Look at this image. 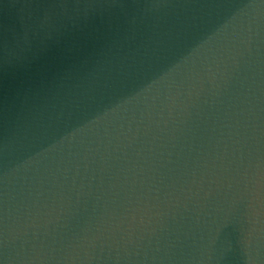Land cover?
<instances>
[{"label": "water", "instance_id": "1", "mask_svg": "<svg viewBox=\"0 0 264 264\" xmlns=\"http://www.w3.org/2000/svg\"><path fill=\"white\" fill-rule=\"evenodd\" d=\"M0 264H264V0H0Z\"/></svg>", "mask_w": 264, "mask_h": 264}]
</instances>
